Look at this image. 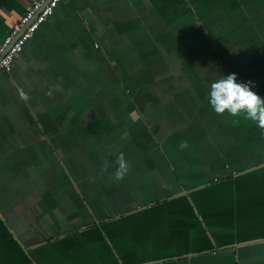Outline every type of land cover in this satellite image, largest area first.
I'll return each mask as SVG.
<instances>
[{
    "label": "crops",
    "instance_id": "1",
    "mask_svg": "<svg viewBox=\"0 0 264 264\" xmlns=\"http://www.w3.org/2000/svg\"><path fill=\"white\" fill-rule=\"evenodd\" d=\"M29 4L0 0V44ZM231 73L264 98V0L60 1L0 73V264H264L232 220L264 210L234 191L264 131L208 103Z\"/></svg>",
    "mask_w": 264,
    "mask_h": 264
},
{
    "label": "clouds",
    "instance_id": "2",
    "mask_svg": "<svg viewBox=\"0 0 264 264\" xmlns=\"http://www.w3.org/2000/svg\"><path fill=\"white\" fill-rule=\"evenodd\" d=\"M252 81L237 82L235 73L221 75L210 85L208 103L217 114L227 113L230 117H243L264 129V98L252 90ZM20 97L27 100L21 90ZM238 121H233L237 123ZM183 146V145H182ZM114 178L119 181L127 174L129 165L123 154L117 157Z\"/></svg>",
    "mask_w": 264,
    "mask_h": 264
},
{
    "label": "built area",
    "instance_id": "3",
    "mask_svg": "<svg viewBox=\"0 0 264 264\" xmlns=\"http://www.w3.org/2000/svg\"><path fill=\"white\" fill-rule=\"evenodd\" d=\"M60 1L64 0H30L25 12L11 25L0 44V73L10 71L13 59L22 52L24 44L34 36Z\"/></svg>",
    "mask_w": 264,
    "mask_h": 264
},
{
    "label": "rangeland",
    "instance_id": "4",
    "mask_svg": "<svg viewBox=\"0 0 264 264\" xmlns=\"http://www.w3.org/2000/svg\"><path fill=\"white\" fill-rule=\"evenodd\" d=\"M194 10V16H195V18H196V20H197V18L200 20V22H202V25H203V27H208V25H209V23H211L212 25H215V26H217L218 28H220V26L222 25V28H223V26L225 25L224 23H221L220 24V22H214V21H212V20H210V19H208V22H206V21H204V19H203V16H202V13H201V11H199V8H194L193 9ZM204 21V22H203ZM198 23H199V21H198ZM231 27H233V26H231ZM233 29V28H232ZM231 28L230 29H227V33L230 31V30H232ZM225 32V31H224ZM232 32V31H231ZM226 33V32H225ZM212 37H214V35H211ZM214 39V38H213ZM214 43L216 44V40L214 39ZM213 43V44H214ZM122 111V110H121ZM121 111H119V112H117L116 113V116H117V114L118 113H121ZM131 115H133V114H131ZM130 116V115H129ZM137 116V114H134L133 115V117H136ZM147 122L145 121L144 122V124H146ZM263 131H264V129H262ZM119 138H122V136H115V139H116V144L114 145L115 146V148L118 150V148H119V146H120V144H119V142H118V140H119ZM126 150L124 151V153H123V155H127V154H129V152H128V147H126L125 148ZM116 150V151H117ZM134 153H131V156L133 155ZM250 175H256V176H264V175H258L259 173L258 172H254V173H249ZM243 187H245L248 191H254V192H260V191H262L261 193H263L264 192V183L262 184V183H259V182H257V181H253V182H251L250 184H245V183H242V184H239L238 185V187L236 186V188H234V191H242V189H243ZM144 199L142 198V201H143ZM83 201V204L86 206V202L84 201V200H82ZM88 209V208H87ZM89 210V209H88ZM263 212H264V210H263ZM263 212H259V213H252V214H250V215H248V216H246L245 218H244V216H234V218L232 219V220H237V221H240V218H243L244 220L242 221V222H257V223H255L257 226H258V230H263L264 229V213ZM73 223H77V222H73ZM72 223V224H73ZM203 222H202V220L200 219V225H201V227L203 228V224H202ZM61 229H64V227H62ZM56 232L55 233H57L59 230L58 229H56L55 230Z\"/></svg>",
    "mask_w": 264,
    "mask_h": 264
},
{
    "label": "bare ground",
    "instance_id": "5",
    "mask_svg": "<svg viewBox=\"0 0 264 264\" xmlns=\"http://www.w3.org/2000/svg\"><path fill=\"white\" fill-rule=\"evenodd\" d=\"M235 31V30H234ZM217 32V31H216ZM217 33H219V32H217ZM219 35V34H218ZM182 53V52H181Z\"/></svg>",
    "mask_w": 264,
    "mask_h": 264
},
{
    "label": "water",
    "instance_id": "6",
    "mask_svg": "<svg viewBox=\"0 0 264 264\" xmlns=\"http://www.w3.org/2000/svg\"><path fill=\"white\" fill-rule=\"evenodd\" d=\"M3 54V53H2ZM187 193V192H186Z\"/></svg>",
    "mask_w": 264,
    "mask_h": 264
}]
</instances>
